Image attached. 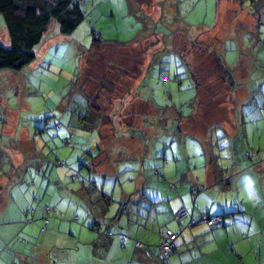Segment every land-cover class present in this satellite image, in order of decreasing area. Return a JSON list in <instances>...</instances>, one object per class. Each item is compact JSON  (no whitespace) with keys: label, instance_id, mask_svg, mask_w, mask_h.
Returning a JSON list of instances; mask_svg holds the SVG:
<instances>
[{"label":"rangeland","instance_id":"rangeland-1","mask_svg":"<svg viewBox=\"0 0 264 264\" xmlns=\"http://www.w3.org/2000/svg\"><path fill=\"white\" fill-rule=\"evenodd\" d=\"M80 7L88 20L72 35L53 22L31 64L0 71L3 264H104L88 256L97 237L90 226L121 221L124 206L177 201L165 190L169 180L177 185L176 163H195L186 182L198 193L209 181L207 144L222 146L229 172L236 148L264 158V0H80ZM91 28L107 46L92 47ZM186 115L191 121L179 131ZM242 160L249 179L237 184L238 201L255 203L264 235V161L254 169ZM157 167L161 186L141 181ZM154 225L178 230L174 219ZM255 244L252 235L237 244L241 257L231 250L227 263L218 252L216 262L259 264L264 243L259 255Z\"/></svg>","mask_w":264,"mask_h":264},{"label":"trees","instance_id":"trees-1","mask_svg":"<svg viewBox=\"0 0 264 264\" xmlns=\"http://www.w3.org/2000/svg\"><path fill=\"white\" fill-rule=\"evenodd\" d=\"M0 17H1V20L4 25V29L6 30L8 39H9L8 47H5L0 42V71L1 70H11L13 72L21 71L24 67L28 66L35 60L36 54L34 51V47L41 42L43 36L47 32L49 25L51 23L54 22L58 25L59 32L61 34L72 35L85 20H88V16L84 14V12L82 11L80 7V0H0ZM90 32L94 37L92 39V44H91L93 48L100 49L108 45L104 43L103 41H100L101 36L97 31H95V29L91 28ZM216 63L219 65L220 69L222 70L223 75L226 76L225 79L229 81L230 85H232L233 84L232 77L226 75L227 69L225 68L224 63H222L219 58H216ZM192 77L196 84L197 90L200 92L201 85L198 82L196 75L194 74ZM98 98L99 97H97V102H98ZM97 102L96 101L93 102L92 106L94 107L96 112L97 111L99 112L100 107ZM106 117L107 119H109L108 116ZM106 117H103V118L106 120ZM125 118L126 119L128 118V114L125 115ZM126 119H125V122H126ZM188 120L191 121V116L189 115H186L185 117H180V123L179 125H177V128L179 131L182 128V123ZM93 121H95V119H93ZM127 122H128V119H127ZM129 122H132V120L130 119ZM221 147H222L221 145L216 144V143L213 144V142L207 144V148L205 150L206 155L204 154V157L202 159V167L208 169L209 175L210 173L211 174L214 173L215 175H217L218 177L216 180L217 184H220L221 187L223 188H229V191L231 194L233 193V196L238 195L239 197L237 184L240 183L241 181L242 182L248 181L249 179V176H248L249 171H243V170L241 171V169L245 168L242 166L243 157H245L246 161L249 163L248 165L251 166L250 168H254V169L263 163L264 158L261 155V152L259 150H255L253 153L252 151L247 150L246 152L243 153V151L236 148L234 152L235 157H231L232 160L230 161L233 168L229 172L228 168L225 167L226 168L225 169L224 167H222V163L220 161L222 160V158H224V157H221V153L222 151H224L223 148ZM241 157L242 159L238 161V159ZM237 164H240V165L238 166ZM192 165H195V163L191 164L190 162L185 161L182 164V167L190 166V168L192 169ZM90 169L95 170L96 167L95 169L94 168H90ZM160 170L161 169L158 167L154 168V174L156 176H153L152 178L143 177L141 181L151 180L153 182L152 184H156V185L163 184L159 182V180L164 179L163 175H161ZM252 173H254V170L252 171ZM256 176H257V173H255V180L257 179ZM158 177L160 178L158 179ZM153 179H158V180H153ZM186 179L175 178L177 185L174 180H170L169 184L165 185L166 192L168 193H173V191L177 192V196H175L174 199H177V201H179V205L175 209V211L172 213H173V219L175 220L178 226V230L175 231L174 229H171L169 227H166L164 230L161 228L162 232H160V237L158 241L155 244H153V246L147 244V247L151 246L153 247L154 250H156L157 256L159 259V264H172V261H178L177 264H185L186 262L190 260V254H191L190 249H189L190 242L188 243L185 240L186 238L183 236V234H185L188 229H192L199 224H203L209 230V232L214 229H218L220 230V232H222V229H225L227 226L226 224L227 216L226 215L211 214L206 211H201V209L198 207L196 198L198 195H201L202 192L206 193L207 188L205 186H200L199 187L200 189L198 188V190H196L198 191V193H194L195 189L191 187L190 183L186 182ZM236 187L237 189H235ZM160 188L162 190V187ZM160 188L158 187V189ZM157 191L161 192L160 190H157ZM102 197L105 198V201L107 202L110 201V199L106 195L102 194ZM184 197H186L185 200H184ZM189 197L191 199L192 205H189ZM209 198L210 197H205V195H203V197L202 196L199 197L198 203L203 202L206 205H210L211 199L209 200ZM244 200L248 202L249 204L248 206L244 205ZM175 202L170 201L168 204H163V207L159 208L158 214L161 213L162 211L167 212L168 211L166 210L167 208L171 210V205H173ZM250 202L251 201L246 198L241 200V204L246 206L245 207L246 212L244 215L245 219L247 221L253 220L252 221L253 224L250 228L246 226L245 228H242L241 230H243L242 233L245 234L244 238H247V240H249L252 235H255V240L259 239L261 243L254 245L256 248V251L258 252V250L261 251L263 247L262 243H264V241L262 240L261 237H264V235H262L263 232H261L259 230L260 228L255 224V212H256L255 206H254L255 203L252 205ZM143 204L144 203H142L141 205H137L134 211L128 210L127 207L125 206L122 207L120 209V213L123 214V218L120 217L121 221H119L118 219H115L110 225H107L104 228H102L101 224H99L98 222L93 223L90 226V228L97 234V237L93 238L92 240L99 239L100 243L104 244L106 242L108 243L113 242L114 240L117 239L120 246L123 247L124 243L128 239L133 237L128 232L129 231V229L127 228L128 224L132 223V224L141 226L143 228L145 227L144 221L148 219L151 213L147 211H146V215L139 213ZM151 204H154V203H151ZM44 210L45 212H49V215H50L52 208L50 209L48 206H44ZM181 210L184 212V214L181 215L180 218H178V213ZM240 211H241L240 209L237 210V212L239 213ZM153 214L155 213L153 212ZM23 216L26 218L25 223L32 224L33 221L27 218L28 217L27 210L23 211ZM214 216H219L221 218L219 223L209 224L208 220ZM2 224L3 223L0 221V226H2ZM166 231H170L175 235V239L173 240L172 245L167 250V253H166L167 257H165V253L163 249L161 248V244L163 243V240L166 238V234H165ZM117 234L119 236H117ZM132 239H133L135 248H140L145 245L142 241L136 238H132ZM227 253H230V251L224 253L225 256ZM182 254H184L183 257H182ZM91 256L93 258L96 257L94 255H91ZM100 256L101 257L99 258H101V260L98 258H95V259L102 261L104 264H108L109 257L108 258L104 257L105 256L104 254ZM175 259H179V260H175ZM235 262L237 261L235 260ZM260 263L262 262L260 261ZM125 264H132L131 259L128 260V262H126Z\"/></svg>","mask_w":264,"mask_h":264},{"label":"crops","instance_id":"crops-1","mask_svg":"<svg viewBox=\"0 0 264 264\" xmlns=\"http://www.w3.org/2000/svg\"><path fill=\"white\" fill-rule=\"evenodd\" d=\"M0 33L5 35L4 39L0 41L1 44H3L5 47H8L9 39L6 30L3 28L2 30H0ZM204 154L206 155L205 151L203 152V155ZM174 172L176 173L175 178L178 179L180 178L190 179L191 175L193 174V171L190 168V166L182 167L178 163L175 164ZM164 174L166 175L165 171ZM217 178H218L217 175H215L214 173L212 174L210 173L209 181L205 183L206 185H204L207 188L206 193L202 192L201 195H198L196 198V202L198 204V207L201 209V211H206L211 214L226 215L227 226L225 229H222V232H220V230L218 229H214L209 232V230L205 226H199L192 228L189 231H187L185 234H183V236L186 238L185 240L188 243L190 242L189 249L191 252L190 260L185 264H217L216 260L218 259V257L216 256V254L218 252L226 253L231 250H233L236 253V255L239 256L236 246L238 243L247 240V238L244 240L245 234L242 233L243 230L241 229L245 228L246 226L250 228L253 224L252 222L253 220L247 221L245 219L244 215L246 212V208H245L246 206L239 203L238 195L233 196V193L232 194L230 193L229 188H223L221 187L220 184H217L216 183ZM235 189H237V187ZM203 195H205V197H210L209 198L211 199L210 205H206L203 202L198 203L199 197L201 196L203 197ZM178 205H179V201H176L173 205H171V210L167 208L166 210L168 211L165 212L166 214L163 216H159L158 215L159 208L163 207V205L160 204L155 205L151 203L143 204L139 213L145 215H146V211L151 213L148 219L144 221L145 227L143 228L141 226L132 223L127 225V228L129 229L128 231L129 234L133 236L132 238H136L142 241L145 244L143 247L135 248L132 238L128 239L124 243L123 247L120 246L117 239H116L117 241L114 240L113 242L110 243L106 242L104 244H101L99 239L98 240L94 239L90 242L91 245L90 249L87 250L88 256L94 255L96 256L95 258L101 260V258L99 257H101L100 255L104 254L105 255L104 257L107 258L109 257L108 264H125L130 259L132 264H159V259L156 250H154L153 247L151 246L147 247V244L153 246V244H155L158 241L160 237V232H162L161 227H156L154 225V221H157L159 218L163 219L164 223L173 220L172 212L175 211ZM238 209L241 210L240 213L237 212ZM5 210H3L2 213H4ZM153 212L155 214H153ZM117 236L119 235L117 234ZM255 241L256 244L261 243L259 239H256ZM227 246H231V247L228 248ZM254 247L255 246L253 245V248ZM260 252L261 251L258 250V255ZM183 255L184 254H182V257ZM225 258L227 263H229L230 259H228V257L226 256ZM233 258L236 260L235 257ZM175 260H179V259H175ZM0 262H2L3 264L4 260L2 259L0 260ZM177 262L178 261H172V264H177ZM218 264H220V260H218ZM255 264L257 263L255 262ZM259 264H264V261H262V263L259 262Z\"/></svg>","mask_w":264,"mask_h":264},{"label":"built area","instance_id":"built-area-1","mask_svg":"<svg viewBox=\"0 0 264 264\" xmlns=\"http://www.w3.org/2000/svg\"><path fill=\"white\" fill-rule=\"evenodd\" d=\"M183 214H184V212L181 210L178 213V218H180L181 215H183ZM220 219L221 218L219 216H214V217L210 218L208 221H209V224H214V223H219ZM191 223H193V222H191ZM165 234H166V238L163 240V243L161 244V248L163 249V251L165 253V257H167V255H166L167 250L172 245V242L175 239V235L170 231H166Z\"/></svg>","mask_w":264,"mask_h":264}]
</instances>
